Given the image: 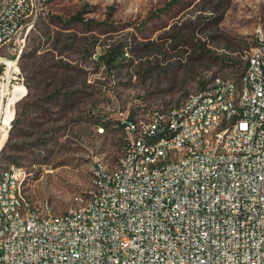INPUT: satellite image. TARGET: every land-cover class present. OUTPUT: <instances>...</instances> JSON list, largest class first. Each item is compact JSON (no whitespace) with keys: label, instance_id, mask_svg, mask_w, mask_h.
Here are the masks:
<instances>
[{"label":"built area","instance_id":"2783aa9c","mask_svg":"<svg viewBox=\"0 0 264 264\" xmlns=\"http://www.w3.org/2000/svg\"><path fill=\"white\" fill-rule=\"evenodd\" d=\"M23 0H13L0 14V38H7L0 54V143L5 126L14 121L22 96L24 75L17 68L19 38L33 27L34 11L46 0H33L19 10ZM28 13V21H21ZM264 37L250 51L242 72L247 80H232L229 91H218L214 100L189 110L157 108L135 113L120 111L119 119L154 138L144 164H159L160 173L137 179L131 175L141 140L117 159L127 160L130 174L112 176L94 170L96 208L68 215L57 213L48 202L47 213L18 220L27 171L14 165L9 181L0 187V217H7V237H0V264H264ZM227 78V76H222ZM17 88V90H16ZM16 93V95H14ZM226 121L224 144L216 135L201 133V126ZM155 123V130H147ZM100 132L104 129L98 128ZM176 145L171 157L161 150ZM195 145V155L177 158V150ZM211 146L210 157L199 148ZM222 147L230 155H222ZM95 159V158H94ZM174 166L163 168V160ZM14 203V210H6ZM42 215V222H34ZM50 218V225H43Z\"/></svg>","mask_w":264,"mask_h":264},{"label":"rangeland","instance_id":"374dc122","mask_svg":"<svg viewBox=\"0 0 264 264\" xmlns=\"http://www.w3.org/2000/svg\"><path fill=\"white\" fill-rule=\"evenodd\" d=\"M46 3L19 38L28 94L8 134L22 146L13 154L27 171V195L57 213L90 188L96 158L120 156V111L169 108L217 75L239 76L264 35V0ZM109 46L124 51L117 65L102 58ZM54 92L72 100H47Z\"/></svg>","mask_w":264,"mask_h":264},{"label":"bare ground","instance_id":"6f19581e","mask_svg":"<svg viewBox=\"0 0 264 264\" xmlns=\"http://www.w3.org/2000/svg\"><path fill=\"white\" fill-rule=\"evenodd\" d=\"M13 0H0V14L3 13V8L12 5ZM27 4H33V0H23V3H19V10H27ZM41 7H37L34 11V20L37 12H39ZM21 21H28V13H21ZM260 37H264L261 35ZM0 45H7V38H0ZM23 50V47L17 51V68L19 67V57ZM1 54V46H0ZM262 54H264V46H262ZM250 59V52L247 56ZM232 80H236V83H243L247 80V72H241L239 76H230L227 78H222L221 75L215 76L209 83L206 84L205 90L207 93V100H214L218 96V91H229L232 85ZM17 90V88H16ZM27 86L24 81V88H22V96H26ZM204 94V88L194 94H191L185 98L180 104L171 106L168 110H189L192 108H199V103H206V95ZM16 95V93H14ZM136 113V111H135ZM120 125H122V130L124 134V139L128 136L132 138V141L141 140V147L136 153V166H131V175H137V179L148 178L153 174L160 173L159 164H144L145 157L152 153L154 147V138H144V130H138V125H131L124 122V119H118ZM12 122L4 127L2 131V142L0 143V150L7 139L9 130L11 128ZM104 129L103 127H101ZM226 129V121H217L215 123H209L206 126H201V133L216 135V144H224L226 142V134H221V130ZM147 130H155V123H147ZM123 148L122 151H129V141H122ZM171 152H176V145H169V149L161 150V157H171ZM195 155V145H188L177 150V158H190ZM199 155L203 157H210L211 146H204L199 148ZM222 155H230L229 147H222ZM95 162L99 163V172L102 175H110V167L112 163L107 159L96 158L94 160L93 169V179L92 184L89 189L79 192L74 196L73 203L68 207V215L81 214L83 208H96L97 200H93V192L96 185H98V176L95 168ZM14 165L10 164L6 167L1 168L0 171V187H2V181H9V174L14 173ZM174 166V159L163 160V168H171ZM16 169L20 171H26L20 165H16ZM123 171V174H130V167H127V160L117 159L113 163L112 176H119ZM26 178V177H25ZM24 178V181H25ZM25 183V182H24ZM6 210H14V203H6ZM47 213V206L37 205L27 193L22 194L21 200V210L17 212L18 220H28L31 214H44ZM34 222H42V215H34ZM43 225H50V218H43ZM7 217H0V237H7Z\"/></svg>","mask_w":264,"mask_h":264},{"label":"trees","instance_id":"16d2710c","mask_svg":"<svg viewBox=\"0 0 264 264\" xmlns=\"http://www.w3.org/2000/svg\"><path fill=\"white\" fill-rule=\"evenodd\" d=\"M49 1V0H46V2ZM47 4V3H46ZM44 7H41L40 8V12L41 10L43 9ZM39 12V13H40ZM39 15V14H38ZM221 18V16H220ZM76 20H79V21H83V22H86L87 24H91L93 23L95 20H90V21H87L85 20L84 18H82L80 15H75L74 16V21ZM123 49L120 48V46H114V47H111L109 46V48L106 50L105 54L102 55V58L109 64V65H117V62L118 60L122 59L121 58V53H123ZM26 83V82H25ZM208 82H202V86L200 87L199 90L205 88L206 84ZM27 86V84H26ZM27 94H28V88H27ZM26 94V96H27ZM190 95V94H189ZM188 95V96H189ZM187 96V97H188ZM63 97L62 99L64 101H71L72 100V96H71V93L69 92H65L63 93V95L61 96L60 95V92H54L52 94H49L47 95V100H51V99H56V101H59L60 98ZM186 97V98H187ZM18 104V103H17ZM33 105V103H31ZM179 104V103H178ZM177 105V104H175ZM136 113H139L140 111L139 110H135ZM140 113H144V112H140ZM19 117H20V114L17 118H14V122H12L13 124H11V126H15L20 120H19ZM119 124H120V121L118 120ZM99 124H102L104 126H106L107 124H105L104 122H100ZM122 126V125H121ZM104 128V127H103ZM11 129V128H10ZM10 132V130H9ZM9 137H7L5 143L3 144L1 150H0V169L3 168V167H6L10 164H16V165H20L19 162L16 160L15 156H14V152H18L21 150V145L20 144H17V143H12V136L10 134H8ZM22 166V165H20Z\"/></svg>","mask_w":264,"mask_h":264}]
</instances>
